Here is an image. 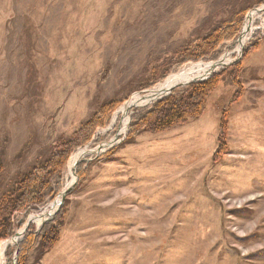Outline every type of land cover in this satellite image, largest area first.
<instances>
[{
  "label": "rangeland",
  "instance_id": "374dc122",
  "mask_svg": "<svg viewBox=\"0 0 264 264\" xmlns=\"http://www.w3.org/2000/svg\"><path fill=\"white\" fill-rule=\"evenodd\" d=\"M260 1L0 0V197L102 103L119 101L70 153L54 195L14 214L0 264L8 247L14 264L22 231L37 232L60 207L48 251L57 245V256L35 263L31 250L24 264H264ZM235 20L215 59L181 63V49ZM234 60L236 81L230 64L219 68L199 118L127 139L130 117L168 95L174 77L182 88L205 66ZM222 113L227 150L213 162Z\"/></svg>",
  "mask_w": 264,
  "mask_h": 264
},
{
  "label": "trees",
  "instance_id": "16d2710c",
  "mask_svg": "<svg viewBox=\"0 0 264 264\" xmlns=\"http://www.w3.org/2000/svg\"><path fill=\"white\" fill-rule=\"evenodd\" d=\"M262 2L264 0L260 1V3ZM238 27L239 20L237 22L235 20L232 23L210 30L203 38L194 41L191 46L179 51L182 56L181 63L196 62L200 58L205 60L215 59L217 46L223 41L232 39ZM253 48H255V45L251 47V49ZM239 67V62L227 66L231 69L233 81H236L235 77ZM223 70L225 69H221L218 73H207L204 79L190 82L182 88H172V86L168 95L153 102L143 112L133 114L128 124L127 139L134 137L140 131L162 132L175 125L186 123L188 120L199 118L204 112L207 98L216 88L224 72ZM118 102L102 103L97 112L84 122L72 134L70 139L56 145L54 152L46 161L23 173L12 187L1 195L0 243L12 235L15 213L27 209L36 210L45 202L48 196L54 195L55 190L59 188L57 179L70 153L89 142L96 128L105 126L109 122L112 113L118 106ZM226 132V117L225 113H222L218 128V146L212 157L213 162H217L227 150ZM81 175L80 170L77 173L78 179L81 178ZM64 212L65 209L60 207L49 221L38 226L37 232H25L22 240L16 244L17 253L14 264H24L25 258L31 250H36L34 258L36 263L57 243ZM28 229L31 230V227ZM12 256L13 250L8 247L4 252L7 264H13Z\"/></svg>",
  "mask_w": 264,
  "mask_h": 264
},
{
  "label": "bare ground",
  "instance_id": "6f19581e",
  "mask_svg": "<svg viewBox=\"0 0 264 264\" xmlns=\"http://www.w3.org/2000/svg\"><path fill=\"white\" fill-rule=\"evenodd\" d=\"M222 64H226V62H222V63H217L216 65H213V66H205V68L206 69H202V71H203V74L201 75V76H199V77H197V78H195V79H200V78H204L205 76H206V73H210V72H213V71H216V70H218L220 67H221V65ZM213 68V69H212ZM176 80V77H174L173 78V80L172 81H170L169 83H168V86H167V88H169V90L171 89V87H172V85H174V81ZM164 95V94H163ZM154 99V97H147L146 99H144V101L142 100V99H140V101L141 102H146V101H151V99ZM131 104H133V103H131ZM138 106H140V105H138ZM74 163H71V165H73ZM70 169V168H69ZM58 201V200H57ZM57 201L56 202H54V204L52 205V206H54L56 203H57ZM42 222V221H41ZM40 222V223H41ZM20 235V234H19ZM18 237V236H17ZM16 237V238H17ZM20 237V236H19ZM12 241H14V240H16L15 238H12L11 239ZM10 240L8 239V240H6L5 242H9ZM8 244L6 243V244H4V248L7 246ZM3 251L5 250V249H2ZM3 251H1V254L3 255Z\"/></svg>",
  "mask_w": 264,
  "mask_h": 264
},
{
  "label": "water",
  "instance_id": "95a60500",
  "mask_svg": "<svg viewBox=\"0 0 264 264\" xmlns=\"http://www.w3.org/2000/svg\"><path fill=\"white\" fill-rule=\"evenodd\" d=\"M235 61H236V60L231 61V62H228V63H226V64H222L220 68H224V67L227 66L228 64H232V63H234ZM213 72H217V70H216V71H213ZM200 79H201V78H200ZM200 79H193V80H191V81H188V83H189V82L198 81V80H200ZM168 93H170V90H169ZM127 122H128V121H127ZM118 142H120V141H118ZM118 142H117V143H118ZM114 145H115V144H114ZM67 190H68V189H64V190L61 192V194H60V198H61V199H63V196L65 195V193L67 192ZM61 199H60V200H61ZM24 232H25V230L22 231V236L24 235ZM21 239H22V237H21L20 239H18V241H20ZM6 240H7V239H6ZM4 241H5V240H4ZM18 241H17V242H18Z\"/></svg>",
  "mask_w": 264,
  "mask_h": 264
},
{
  "label": "crops",
  "instance_id": "0c3cea01",
  "mask_svg": "<svg viewBox=\"0 0 264 264\" xmlns=\"http://www.w3.org/2000/svg\"><path fill=\"white\" fill-rule=\"evenodd\" d=\"M58 248H60V247H58L57 245L52 249V251H50V252H48L47 253V255L49 254L50 256H57V253L59 252L58 251ZM49 257V256H48Z\"/></svg>",
  "mask_w": 264,
  "mask_h": 264
},
{
  "label": "built area",
  "instance_id": "2783aa9c",
  "mask_svg": "<svg viewBox=\"0 0 264 264\" xmlns=\"http://www.w3.org/2000/svg\"><path fill=\"white\" fill-rule=\"evenodd\" d=\"M250 26H251V24H250Z\"/></svg>",
  "mask_w": 264,
  "mask_h": 264
}]
</instances>
